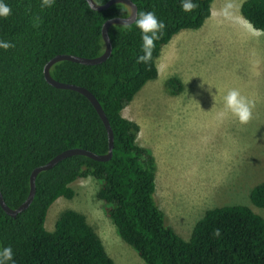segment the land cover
<instances>
[{"label": "trees", "instance_id": "obj_1", "mask_svg": "<svg viewBox=\"0 0 264 264\" xmlns=\"http://www.w3.org/2000/svg\"><path fill=\"white\" fill-rule=\"evenodd\" d=\"M93 1L101 5L109 0ZM130 1L137 12L154 11L166 25L149 64L137 63L142 40L133 23L109 28L111 54L103 63L61 61L50 69L54 80L85 88L95 97L113 133L111 159L72 156L41 172L26 210L12 218L0 208V249L10 246L15 264H114L83 214L64 210L52 232L44 228L50 206L58 198L73 199L72 185L92 178L102 213L143 264H264V218L247 206L205 211L188 240L174 232L154 199L155 159L137 144L139 126L122 116L138 92L157 79L163 47L181 31L200 29L213 0H193L199 7L190 13L182 11L181 0ZM3 2L12 12L0 17V41L15 47L0 48V193L7 207L16 209L28 195L36 167L69 149L107 153V134L92 105L77 92L48 85L43 67L57 55L99 57L104 51L102 25L127 17L129 11L122 4L94 11L84 0H55L44 9L41 0ZM239 11L264 33V0H245ZM35 16L42 20L38 28L32 24ZM163 88L175 96L183 85L173 77ZM249 200L264 210V182L251 189ZM217 228L219 237L213 235Z\"/></svg>", "mask_w": 264, "mask_h": 264}, {"label": "rangeland", "instance_id": "obj_2", "mask_svg": "<svg viewBox=\"0 0 264 264\" xmlns=\"http://www.w3.org/2000/svg\"><path fill=\"white\" fill-rule=\"evenodd\" d=\"M243 1L213 0L211 17L200 29L177 34L178 41L171 44L180 46L169 62L162 52L157 79L122 113L139 124L137 144L156 158L154 199L183 240L214 207L247 206L264 218V210L249 200L251 189L264 182V33L241 17ZM230 3L235 7L228 8ZM170 77L184 83L183 100L164 90ZM233 88L255 102L247 124L231 113L223 120L217 116L224 110L223 97ZM72 188L73 199L58 198L48 209L45 230H54L62 211H77L114 264H143L102 213L95 180H79Z\"/></svg>", "mask_w": 264, "mask_h": 264}, {"label": "water", "instance_id": "obj_3", "mask_svg": "<svg viewBox=\"0 0 264 264\" xmlns=\"http://www.w3.org/2000/svg\"><path fill=\"white\" fill-rule=\"evenodd\" d=\"M84 1H86L88 6H89L90 2L93 3L94 7H95L94 11H104V10L108 9L109 7L115 5V4H122V5L127 7L129 13H128V16L125 18H112V19H109L106 22H104V24L102 25V28H101V37H102V40L104 43V51L99 57L82 58V57L72 56V55H57V56L51 58L44 65L43 77H44V80L46 81V83L48 85H50L51 87H53L55 89H59V90H69V91L77 92V93L81 94L82 96H84L89 101V103L94 108L95 112L97 113L98 117L100 118V120H101V122L105 128V131L107 134V141H108V150H107V153L105 155H96L90 151L83 150V149H77V148L76 149H69V150H66V151L58 154L57 156H55L53 159H51L46 164L33 169V171L31 172V174L29 176L28 195H27L25 201L18 208L10 209L9 207H7V205L5 204V202L3 200L2 195L0 193V208L3 210V212L6 213V215H8L12 218H15L19 213L26 210L29 207V205L32 203L33 198L35 196V181H36L37 176L41 172H44V171L51 169L58 162L66 159L68 157H72V156H85L89 159H92V160L98 161V162H107L111 159V156H112L113 133H112V130L110 128L109 122H108L101 106L99 105V103L95 99V97L85 88H81L79 86H75L72 84L61 83V82L54 80L50 76V69L54 64L61 62V61H69V62H73V63H77V64H81V65H86V66L98 65V64H101L104 61H106L111 54V44H110V40H109V36H108L109 28L113 25H122V23L124 22L122 20H126L128 25L133 24L134 20H135L136 13H137V7L130 0H109L106 3L101 4V5L96 4L93 0H84ZM91 9L93 10V8H91Z\"/></svg>", "mask_w": 264, "mask_h": 264}, {"label": "clouds", "instance_id": "obj_4", "mask_svg": "<svg viewBox=\"0 0 264 264\" xmlns=\"http://www.w3.org/2000/svg\"><path fill=\"white\" fill-rule=\"evenodd\" d=\"M55 4V0H41V9L51 8ZM89 7L95 10L94 4L89 3ZM199 5L193 0H181V8L185 13H190L195 11ZM228 8H233L235 5L229 4ZM11 8L0 0V17L7 18L11 15ZM122 25L127 28L128 23L126 20ZM32 24L34 28H38L42 24V20L39 16L33 17ZM135 26L141 31V51L143 55L138 56L137 63L149 64L153 59V51L156 47V41L161 39L166 25L163 21L159 20L154 11H140L136 13ZM260 31V30H257ZM15 47V45L8 41H0V48L8 50ZM224 110L217 114L218 118L223 120L228 113L236 117L240 124H247L252 119L253 108L255 107V102L248 97L241 94L238 89H230L227 94L223 97ZM213 235L219 237L221 235V230L219 228L213 231ZM13 250L9 247H4L0 249V264H15L13 260Z\"/></svg>", "mask_w": 264, "mask_h": 264}, {"label": "crops", "instance_id": "obj_5", "mask_svg": "<svg viewBox=\"0 0 264 264\" xmlns=\"http://www.w3.org/2000/svg\"><path fill=\"white\" fill-rule=\"evenodd\" d=\"M211 14H212V8H211ZM210 17H211V15H210ZM209 17V18H210ZM208 18V19H209ZM195 31V30H194ZM178 35H180V34H178ZM178 35H175V37L173 38V39H171V41L167 44V46L165 47L164 46V48L162 49V51H161V53H160V56H159V58L157 59V61H156V66H157V70H158V75L160 74V72H159V69H158V61H159V59H160V57L162 56V52H164V57L167 59V62H169V60H170V58L172 57V54L175 52V50L178 48V46H180V43L179 44H174L173 46H172V41H174V40H177L178 41ZM170 78H172V77H170ZM181 81V83H182V85H183V89H182V92L181 93H179L178 95H175V96H170V97H173V98H175V99H177V100H183L182 98L184 97H180V96H182V93H184V83L182 82V80H180ZM146 87V86H145ZM144 88V87H143ZM142 91V90H141ZM140 91V92H141ZM140 92L134 97V99L126 106V107H128V106H132L133 104L135 105V103H136V99H137V97H138V95L140 94ZM125 107V108H126ZM124 108V109H125ZM124 109H123V111H124ZM123 111H122V113H123ZM123 116V115H122ZM124 117V116H123ZM124 118H126V117H124ZM126 119H128V120H130V121H133V122H135V120H133V119H129V118H126ZM136 123V122H135ZM138 126H139V124L138 123H136ZM140 130H141V128H140V126H139V132H140ZM139 134V133H138ZM137 141V140H136ZM139 146H141V147H143V148H145V146H142V145H139ZM148 149V148H147ZM149 150V149H148ZM151 152V151H150ZM153 155V154H152ZM153 157H154V159L156 160V158H155V156L153 155ZM156 163V162H155ZM157 167H158V163H157ZM157 173H158V169H157V172H156V177H157ZM157 179V178H156Z\"/></svg>", "mask_w": 264, "mask_h": 264}]
</instances>
